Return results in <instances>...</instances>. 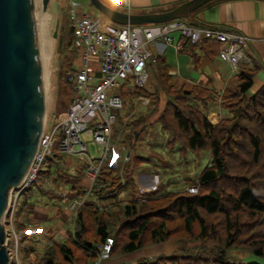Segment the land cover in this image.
<instances>
[{
	"label": "trees",
	"instance_id": "1",
	"mask_svg": "<svg viewBox=\"0 0 264 264\" xmlns=\"http://www.w3.org/2000/svg\"><path fill=\"white\" fill-rule=\"evenodd\" d=\"M161 64L158 57L150 58L146 67L159 68ZM69 70L72 66L65 73L66 81ZM253 75L251 69L242 70V82L224 90L220 104L223 113L216 124L206 116V97L195 91L172 90L171 84L164 83L161 89L167 94V102L161 109L160 90L150 97L154 105L149 104L148 113H158L152 122H159L167 131L168 145L179 143L180 155L207 149L210 162L181 190H166V183L159 180L136 197L135 172L143 160L159 153L155 150L143 156L133 148L148 125L140 128L141 115L125 121L124 128L132 141L127 147L128 161L117 167L106 164L102 170L108 171L99 172L91 187L92 194L99 197L104 192H117L102 204L101 199L80 204L72 231L58 242H48L40 254L36 253V261L26 264H90L109 235L114 239L110 256L162 241L176 243L171 252L125 264H244L227 260V248L232 246L264 255V85L250 94ZM139 87L134 89V96L146 93L143 86ZM62 159L59 150L46 156L35 184L42 193L59 199L61 195L54 193L52 185L46 187L47 179L68 183L82 195L79 176L70 168L61 165L52 171V162ZM190 184L197 185V191H188ZM121 190L123 196H119ZM27 201L24 197L20 211ZM32 242L23 246L25 256L36 251V242ZM189 242L199 243L190 250Z\"/></svg>",
	"mask_w": 264,
	"mask_h": 264
},
{
	"label": "built area",
	"instance_id": "2",
	"mask_svg": "<svg viewBox=\"0 0 264 264\" xmlns=\"http://www.w3.org/2000/svg\"><path fill=\"white\" fill-rule=\"evenodd\" d=\"M121 1L128 4V0ZM70 4L71 25L75 36L83 45L79 67L68 72L66 76L67 81L72 84L74 94L59 118L61 135L57 144L54 142L55 130L51 133L43 130L38 148L21 184L11 191L7 211L15 207L16 194L34 182L44 157L56 148L87 157L89 165L83 176L90 182L86 186L88 189L101 171L104 161L108 167H116L128 160L129 153L121 155L115 146L109 144L113 124L124 105L122 94L112 90L120 87L123 92L126 91L128 80L138 86L146 84V63L152 57L149 44L160 39L171 44V33L175 30L179 31L181 39L191 42L215 38L222 44L218 51L219 57L232 65H236L242 56V46L246 44L244 35L212 27L194 26L183 18L144 24H115L110 20L102 21L99 17L77 12V7L81 4L76 0H71ZM141 98L143 102L149 101L147 96L143 95ZM81 132L90 135L93 142L103 145V155L97 164L88 153L87 143ZM97 148L100 149V146ZM197 189L195 184L187 186L190 192ZM83 196L76 195L73 190L65 192L70 208H77L90 200ZM33 205L31 202L32 208ZM113 240L111 235L105 238L98 257L91 264H101L102 260L110 258Z\"/></svg>",
	"mask_w": 264,
	"mask_h": 264
},
{
	"label": "rangeland",
	"instance_id": "3",
	"mask_svg": "<svg viewBox=\"0 0 264 264\" xmlns=\"http://www.w3.org/2000/svg\"><path fill=\"white\" fill-rule=\"evenodd\" d=\"M76 1L81 4L77 7V12L87 13L93 17H99L102 21H108L90 0ZM56 2V8L53 6L52 0L49 1L45 10H41L39 6L36 7L38 44L41 53L43 83L45 86L46 115L44 130L49 133L55 130V144H57L61 135L58 127L59 118L64 112L70 97L73 95L72 84L65 80V73L71 66L72 70H69V72L79 67L81 63V51L83 50V45L69 26L71 24V0H56ZM55 30L56 35L53 34ZM127 84L132 85L133 83L128 80ZM112 91L122 94L125 107L121 109V115L117 116L113 124L109 144L115 146L120 151L121 155H123L125 151L122 145L130 146V142H132L123 125L126 116L124 111L126 106L135 108L136 102L134 94L123 92L120 87L114 88ZM136 109H142L141 105L137 104ZM152 121L154 120L151 117V121L147 123V129L143 130L145 136L140 137V141L135 143L133 148H136L138 153L143 156H149L148 153L150 150H157L159 155L151 156V159H145L140 163V169H143L145 172L150 170L152 174L147 179V176L140 177L139 182L143 184V186L146 184L147 188H152L157 181L155 178L158 177L160 181L166 183V190H181L186 187L187 184L195 180L200 170L210 162V153L207 149H204L197 152L189 150L180 155L179 143L176 142L172 145H168V142H166L167 131L162 129L159 123ZM118 123H120V125H118ZM152 124L153 127H150ZM81 136L87 143V151L92 155L93 162L97 164L99 158L103 155V145L93 142L91 136L84 132H81ZM98 146H100V149L97 148ZM57 150L56 148L51 153ZM51 153H48L46 156L48 157ZM61 155L63 158L62 160L58 161V163L56 161L52 162V171H55L57 166L61 165L71 168L73 165L70 166L72 163L71 160L77 164L78 168H81L82 165H85L87 162V157H81L78 153H66L61 151ZM105 166L106 162L104 161L101 164V168H105ZM137 171L135 173H137ZM37 182L38 180H35L33 184L23 187L21 192L16 194L15 207L9 209L4 216L5 228L7 231V246L11 255L10 264H26L36 261V258H31V255H35L34 253L29 252V254L27 253L25 256L23 251V246L31 242V240L29 243L24 242L27 234L31 233L29 231V229H31L28 224L29 221L32 220V222L35 223L39 221L40 229H37L36 232H43V234L40 235L43 244H39V247H42V251L48 242L53 241V236L49 233L52 227H56L59 224L64 229L62 234L66 235L69 230V232L72 231L71 228L74 226L73 223L77 208H74L72 211H70V207L67 208V211L59 210L60 206L63 207L65 203L61 202V200L56 197H49L45 193H42L37 184H35ZM63 186L68 188L69 184L63 182ZM54 187L53 190L56 194L57 187ZM14 194L15 190L13 191V197ZM24 197H27L28 201L20 211L19 205ZM31 202H34L35 206H40L38 207L40 210L39 212L35 211L34 205L33 208L31 207ZM69 202L70 201H68V204H70ZM53 204H55V208L60 206L56 210L53 208ZM27 208H29V210H26ZM69 212H71V214H69ZM196 243L199 242L188 243L190 250H193L194 244ZM205 246H208V244ZM226 257L228 261L233 263L264 264V255L255 254L253 251L244 247L232 246L227 248ZM126 263L132 262L127 261Z\"/></svg>",
	"mask_w": 264,
	"mask_h": 264
},
{
	"label": "crops",
	"instance_id": "4",
	"mask_svg": "<svg viewBox=\"0 0 264 264\" xmlns=\"http://www.w3.org/2000/svg\"><path fill=\"white\" fill-rule=\"evenodd\" d=\"M102 1L113 8L123 11L152 12L170 9L185 0H128V4L121 0ZM104 17L106 16L104 15ZM183 19L194 26L212 27L244 35L246 44L242 46V56L237 61L236 65H232L219 57L218 51L222 47V44L215 38H203L197 42H191L181 39L180 33L177 30L171 33L173 36V42L171 44H167L161 39L157 40L154 44H149L148 48L152 53L151 58L154 59L158 57L159 60L162 61V64L159 68L156 65H151L149 68L147 67L148 80L146 84L143 85L146 93L139 92L134 96L136 106L137 104L141 105L142 109L138 110L136 106L135 108L126 106L124 111L126 115L124 122H131L134 118L141 115L143 118L142 124H140L141 128L144 124L151 121V117L155 120L158 113L154 112L150 114L147 108L151 103L150 97L155 94L157 89L160 90L161 94L160 109L165 105L167 102V94L161 89L164 83L171 84L170 88L172 90L182 89L184 91H195L200 96L206 97V100H208L206 116L212 124H216L223 113L220 105L223 101L222 93L226 88L236 86L242 82L240 78L242 70L251 69L254 71L252 83L248 89L250 94L264 85V0H208L196 8L191 15ZM160 68L165 70V75L161 74ZM127 88L128 89L124 92L133 94L134 89L140 87L136 84H128ZM143 95L149 97L148 102L142 101L141 97ZM150 105H154V103ZM123 107L125 106L123 105ZM119 115H121V111ZM118 125H120V123H118ZM150 127H153V124L150 125ZM143 136L145 135L142 134V137ZM138 139L137 142L140 141V139ZM127 147V145H122L125 153L130 154V150ZM151 151L152 150H150L148 154H150ZM71 161L72 163L70 166L73 165L70 171L79 176L78 184L84 190L81 196L84 195L83 197L88 200L90 199L85 203H92L97 201V199H101L102 204L104 201H108L106 199H108L110 195L112 196L117 192L114 190L107 193L104 192L101 193L100 197L93 195L91 192L93 182L88 189L86 186H88L90 182L83 176L84 170L89 165V160L87 159V162L85 165H82L81 168H78L73 160ZM124 163L118 166H122ZM102 169L103 168H101V171H108L107 169ZM151 174L150 170L145 172L143 169H140V167L137 173H135V182L137 186L136 197L142 196L145 190L149 189L146 187V184L143 186V184L139 182V178L147 176V179ZM155 180L159 181V178L157 177ZM45 183L46 187L52 185V187L55 188L54 186H56V193L61 195L60 200L65 203L63 207L59 205L60 208L59 206L55 208V204H53V208L56 210L59 208V210L67 211V208H69V198L65 197V192L73 190L76 195H80L70 185L68 188L64 187L63 182H55L54 180L47 179ZM46 195L51 197L48 194ZM123 195L124 190H121L119 196ZM105 196L107 198H103ZM56 198L59 199L58 197ZM33 204L35 211L39 212L40 210L38 207L40 206H35L34 202ZM73 209L74 208H71L70 211ZM69 214H71V212H69ZM38 222L35 223L32 222V220L28 222L31 227V229H29L31 233L27 234L26 239H24L25 243H29L30 240L36 242L37 249L35 252H32L35 255H31V258H36V253L42 252V247H39V244L42 243L40 235L43 234V232H36L37 229H40ZM59 226L58 224L56 227H52L51 232H49L50 235L53 236V241L50 242H58L65 237V235L62 234L64 229ZM175 247L176 243L173 240L162 241L129 253L110 256V258L102 260L101 264H125L127 261L134 263V261L146 256L151 257L160 253L171 252Z\"/></svg>",
	"mask_w": 264,
	"mask_h": 264
},
{
	"label": "water",
	"instance_id": "5",
	"mask_svg": "<svg viewBox=\"0 0 264 264\" xmlns=\"http://www.w3.org/2000/svg\"><path fill=\"white\" fill-rule=\"evenodd\" d=\"M50 0H40L45 10ZM208 0H185L152 12L113 8L90 0L110 21L144 24L184 18ZM56 8V0H52ZM34 0H0V264H10L4 216L11 191L33 160L45 126L46 104ZM56 35V30L53 32Z\"/></svg>",
	"mask_w": 264,
	"mask_h": 264
},
{
	"label": "bare ground",
	"instance_id": "6",
	"mask_svg": "<svg viewBox=\"0 0 264 264\" xmlns=\"http://www.w3.org/2000/svg\"><path fill=\"white\" fill-rule=\"evenodd\" d=\"M34 1H35V6L38 7L40 4V0H34ZM39 51H40V49H39ZM40 57H41V53H40ZM41 64H42V62H41Z\"/></svg>",
	"mask_w": 264,
	"mask_h": 264
}]
</instances>
